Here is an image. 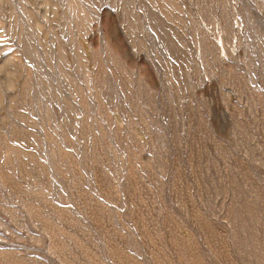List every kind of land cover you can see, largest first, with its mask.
<instances>
[{"label":"rangeland","instance_id":"rangeland-1","mask_svg":"<svg viewBox=\"0 0 264 264\" xmlns=\"http://www.w3.org/2000/svg\"><path fill=\"white\" fill-rule=\"evenodd\" d=\"M0 264H264V0H0Z\"/></svg>","mask_w":264,"mask_h":264}]
</instances>
